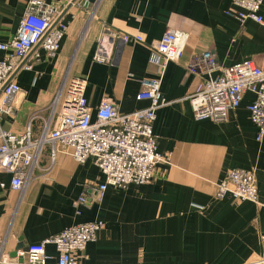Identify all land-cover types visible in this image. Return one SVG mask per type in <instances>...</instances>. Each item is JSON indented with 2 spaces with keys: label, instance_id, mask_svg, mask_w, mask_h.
Listing matches in <instances>:
<instances>
[{
  "label": "crops",
  "instance_id": "crops-1",
  "mask_svg": "<svg viewBox=\"0 0 264 264\" xmlns=\"http://www.w3.org/2000/svg\"><path fill=\"white\" fill-rule=\"evenodd\" d=\"M28 0H0V41L11 39ZM66 5L60 20L68 26L56 56L41 49L32 69L17 74L20 92L14 112L0 120L3 130L21 132L33 115L34 135L67 77L87 79L86 98L93 111L103 99L122 113L146 107L138 100L141 80L156 77L159 61L152 43L169 27L188 35L183 56L167 64L154 133L159 162L156 176L125 188L108 185L102 198L93 187L106 180L93 158L76 161L60 153L49 169L48 148L25 189H14L13 174L0 170V256L14 261L31 244L71 225L103 221L95 241L79 254V264H249L264 256V137L250 118L247 91L225 122L197 120L191 97L207 75L192 72L193 55L211 51L223 67L246 59H264V25L245 23L228 11L232 0H46ZM63 7V6H62ZM264 16V1L260 10ZM106 30L109 62L94 59ZM140 34L143 41L135 40ZM5 53L0 51V59ZM221 74L216 70L214 75ZM5 94L0 92V106ZM232 168L254 170L259 201L216 197L218 184ZM83 192L88 201L76 206ZM48 264H57L47 244ZM5 264V263H4Z\"/></svg>",
  "mask_w": 264,
  "mask_h": 264
},
{
  "label": "built area",
  "instance_id": "built-area-1",
  "mask_svg": "<svg viewBox=\"0 0 264 264\" xmlns=\"http://www.w3.org/2000/svg\"><path fill=\"white\" fill-rule=\"evenodd\" d=\"M232 1L228 12L240 23L252 19L264 25V16L260 12L264 0ZM62 6L46 0H28L14 36L0 41V51L5 53L0 59V92L5 94L0 106V120L3 115L14 112L11 103L20 92L19 71L32 69L34 61L40 59L41 49L51 57L59 51L68 28L60 20V13L66 5ZM110 37H116V33L106 30L94 55L95 60H111L105 44ZM134 38L143 41L140 34ZM187 40L185 32L169 27L158 41L152 43V54L159 61L160 72L156 77L141 80L142 88L137 99L148 100L146 107L122 113L113 100L106 98L93 111L85 94L87 79L72 76L64 80L37 137L33 125L39 114L33 115L21 132L6 131L0 125V170L13 174L12 187L26 188L46 148L51 159L49 169L60 153L70 154L80 163L93 158L106 176L104 183L93 187L99 198L103 197L108 185L125 188L132 183L144 184L153 180L158 163L167 162L157 150L153 127L157 110L166 104L161 92L162 80L167 64L183 56ZM189 67L192 72L207 75L202 88L191 97L195 119L227 121L230 111L236 109L244 94L250 91L254 95L248 105L250 118L257 126L258 139H263L264 59L260 64L246 59L223 67L207 50L194 54ZM216 70H221V74L214 75ZM258 194L255 171L232 168L219 182L216 197L222 199L230 195L240 201L258 202ZM87 201V193L83 192L75 204ZM104 226L100 220L71 225L40 243L29 245L14 261L5 262L0 256V264H48L47 244L55 245L57 264H79V254L89 242L99 237ZM249 264H264V256Z\"/></svg>",
  "mask_w": 264,
  "mask_h": 264
},
{
  "label": "water",
  "instance_id": "water-1",
  "mask_svg": "<svg viewBox=\"0 0 264 264\" xmlns=\"http://www.w3.org/2000/svg\"><path fill=\"white\" fill-rule=\"evenodd\" d=\"M96 0H84V4H87V6L92 7Z\"/></svg>",
  "mask_w": 264,
  "mask_h": 264
}]
</instances>
